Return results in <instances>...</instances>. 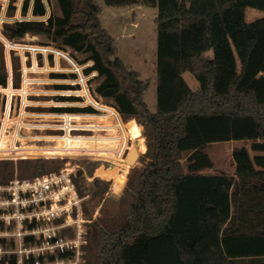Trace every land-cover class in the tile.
Listing matches in <instances>:
<instances>
[{
  "label": "trees",
  "instance_id": "16d2710c",
  "mask_svg": "<svg viewBox=\"0 0 264 264\" xmlns=\"http://www.w3.org/2000/svg\"><path fill=\"white\" fill-rule=\"evenodd\" d=\"M55 1L60 16L45 17L43 0H23L22 16L29 12L44 20L5 23L2 37L13 44L30 34L46 40L37 46L55 45L85 56L80 64L90 62V66L83 69L84 75L95 72L98 80L93 93L110 100L117 112L93 103L109 112L99 116L107 120L120 116L123 122L133 119L145 138L144 164L133 182L126 184L132 188L127 214L114 230L101 232L98 264H197L198 257L191 250L218 240L229 261L214 263L205 248L201 253L208 264H264V143H256L264 141V17L245 21L247 8L264 13V0H103L111 7L141 4L157 10L154 113L143 101L148 82H142L117 57L94 0ZM9 10L13 15L15 7ZM5 52L13 78L19 69L16 50H6L0 41L2 86L7 78ZM184 73L198 83L197 91L186 84ZM52 78L74 80L76 75L54 74ZM78 88L55 85L57 90ZM55 100L79 101L73 96ZM49 111L95 114L88 106ZM237 141L254 142L250 150L256 155L251 158L246 148H236L234 174L202 173L211 166L198 149ZM184 151H196L187 168L181 162ZM57 163L37 159L18 164L32 167L34 176L59 168ZM12 177L13 162L0 161V183ZM105 189L103 183L101 192Z\"/></svg>",
  "mask_w": 264,
  "mask_h": 264
},
{
  "label": "rangeland",
  "instance_id": "374dc122",
  "mask_svg": "<svg viewBox=\"0 0 264 264\" xmlns=\"http://www.w3.org/2000/svg\"><path fill=\"white\" fill-rule=\"evenodd\" d=\"M13 1V2H12ZM23 0H0V34L3 25L15 23H29L37 22L44 18H34L28 12L25 16L20 13V7ZM141 2V0H138ZM95 4L100 8L98 15L101 27L107 29L112 36H118L115 43L117 57L123 62L124 66L139 74V79L142 82H148V87L143 94V101L147 105L151 113L156 111V24L152 21L153 9L147 8L141 12L134 7H111L106 6L103 0H94ZM46 7V16H60L55 0H43ZM141 5V4H139ZM9 6H14V14L11 15ZM144 6V5H142ZM264 17V13L252 8H247L245 11V21L247 23L253 22ZM126 22V25L133 27L127 28L129 36L119 37L121 25ZM33 35L27 34L24 39L13 42L14 45H42L47 43L44 38L36 37L31 40ZM50 47L55 48V45ZM61 49V48H60ZM63 52L69 57L73 58L74 62L80 65L83 69L87 68L90 62L80 64V61L85 56L73 53L69 49H63ZM19 59L18 77L13 78V83H17L19 88L22 86L26 91V96L23 97L26 107L22 108L20 104L21 98L15 96L11 100L10 114L6 118L4 115L6 98L0 96V126L6 121L8 124L7 131L9 134L17 129V124L20 123L19 134L24 137H30L34 140H22L23 146L37 148L34 156L25 160H55L59 161L57 169H48L45 173L56 172L61 168L70 169L73 179L79 187V190L85 199L81 204V214L76 221L78 226L74 225L65 232L60 233L68 240H74L78 237V230L81 233L82 241L76 251L70 252L67 258H61L54 264H98L96 256L102 246L101 232H111L118 227L124 220L128 205L130 202L131 186H127V181L133 182L138 170L143 166V153L146 150L145 138L143 136V129L135 120L131 119L123 122L121 117L107 120L99 115L108 114L109 112L97 111L90 105H87L84 97L79 91L57 90L55 85H72L74 80L70 78H52V75H66L71 74V67L67 62L59 59L47 61L43 56L32 54L30 52L16 51ZM210 55L211 53H207ZM73 56V57H72ZM6 72L10 69V61L8 53L5 52ZM25 67V74L22 68ZM11 71V69H10ZM96 74L85 75L88 76V87L90 95L95 103L107 106L116 110L111 106L110 100L99 98L93 89L98 83L94 79ZM25 83L22 84L21 80ZM183 79L192 91L199 89L198 83L188 73L183 74ZM58 96H73L79 101H56ZM91 107L95 114H74V113H57L49 111L52 107ZM24 110V112H23ZM23 112V113H22ZM58 114L82 115L84 118L76 120L73 116H69V120L77 121L81 125H88L92 131L73 132L67 142H63L56 136L62 135V132L55 130L60 125V118ZM119 115V114H118ZM57 116V117H56ZM93 116V117H92ZM95 116V117H94ZM99 116V117H96ZM62 119V118H61ZM62 121V120H61ZM120 127L128 140L129 152L132 153L129 160H122L117 158V151L120 147ZM54 136V137H53ZM80 136V137H77ZM56 143L57 149L67 145L69 152L73 154L61 152V156L56 158H44L39 149L44 150ZM251 141H237V142H221L205 146L197 150L199 154L205 155L210 163V168L205 169L202 173L209 174L226 172L227 174H234L236 163L233 159V151L236 148H246L249 155L253 158L256 154L250 150ZM256 143H264V141H257ZM138 144V146H136ZM196 151L182 152L181 162L185 168L189 167L193 162L190 161L193 153ZM40 153V154H39ZM46 155H53L52 150L47 151ZM133 155V159H131ZM135 155H139L135 163ZM2 161V160H0ZM19 161L13 162V177L30 178L33 177L32 167L19 165ZM61 161L63 163H61ZM44 174V173H43ZM37 176V175H34ZM12 177V178H13ZM102 181V184L95 182ZM103 183L106 184V189L101 192ZM75 218V217H74ZM211 229V226L207 225ZM214 234V232H213ZM215 244L209 243V247L205 245H197L191 250V253L198 257L197 264H208V258L201 253L202 249L210 251L211 259L215 263L218 262L217 254L215 253ZM50 264V263H49Z\"/></svg>",
  "mask_w": 264,
  "mask_h": 264
},
{
  "label": "built area",
  "instance_id": "2783aa9c",
  "mask_svg": "<svg viewBox=\"0 0 264 264\" xmlns=\"http://www.w3.org/2000/svg\"><path fill=\"white\" fill-rule=\"evenodd\" d=\"M0 41L6 50L38 54L43 56L45 61L48 56H52L53 59L61 58L67 62L71 67V72L76 75L74 84L79 87L76 91L81 92L87 105L101 112L93 104L95 102L90 95L88 76L84 75L83 68L62 49L36 45L33 47L18 46L7 42L1 34ZM25 69V67L22 68L24 74ZM21 82L25 83L24 79ZM22 95L25 97L26 91L22 86L13 87L12 71L9 69L5 86L0 84V96L6 98L4 112L6 118L10 114L13 97H20L22 108L26 107L24 99L22 101ZM57 116L60 118V125L55 130L62 132V135L56 136L60 141L67 142V138L73 135V132L92 131L88 125L69 120V116H73L71 114H58ZM7 125L5 121L0 126V160L16 161L34 156L37 148L22 145V140H34V137L32 139L29 136H21L19 134L20 123L17 124V129L15 128L9 134ZM118 128L121 136L117 158L126 160L129 154V139L125 132L120 127ZM55 147L56 143L44 150L43 148L39 150L44 158H56L61 156L64 150L65 153H69L67 145L59 149ZM50 150L55 154L46 155L45 153ZM84 199L85 197L76 189L71 170L67 168L30 178L13 177L6 183H0V264H54L61 261V258H67L70 252L76 251L81 244H84V241H82L79 230L78 237L74 240H68L60 236V233L74 225L78 226L76 221L81 222L78 217H80L81 204Z\"/></svg>",
  "mask_w": 264,
  "mask_h": 264
},
{
  "label": "crops",
  "instance_id": "0c3cea01",
  "mask_svg": "<svg viewBox=\"0 0 264 264\" xmlns=\"http://www.w3.org/2000/svg\"><path fill=\"white\" fill-rule=\"evenodd\" d=\"M128 7V6H126ZM134 7H136L137 10L141 11V12H144V10L147 8L146 6H142V5H135ZM150 9H153L154 10V14H153V18H152V21L154 22V18L156 16V8L154 7H148ZM126 22H124L122 25H121V31L119 33V37H122V36H129V33H127V28L128 27H133V26H130V25H126L125 24ZM134 28V27H133ZM135 29V28H134ZM104 30L108 33V35L114 40V42L116 41L117 37L118 36H112L109 31L107 29L104 28ZM101 111H103V109H101ZM87 115V114H85ZM183 164V163H182ZM213 171H216L215 173H209V174H217V173H226V172H220L219 170H213ZM216 244V248H215V253L217 254V257H218V263H225V262H228V258L224 256V254L221 252V249L219 247V240L215 243ZM209 252V251H208ZM210 255V253H209Z\"/></svg>",
  "mask_w": 264,
  "mask_h": 264
},
{
  "label": "water",
  "instance_id": "95a60500",
  "mask_svg": "<svg viewBox=\"0 0 264 264\" xmlns=\"http://www.w3.org/2000/svg\"><path fill=\"white\" fill-rule=\"evenodd\" d=\"M35 38H36L35 36H32V37H31V40H34ZM136 146H138V144H136ZM131 154H132V153H129V154H128V156H127L126 160H129V158H130ZM135 156H136V157L134 158V160H131V163H135V162H136V160H137V159H138V157H139V155H135ZM131 159H133V155H132Z\"/></svg>",
  "mask_w": 264,
  "mask_h": 264
}]
</instances>
